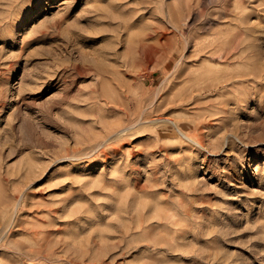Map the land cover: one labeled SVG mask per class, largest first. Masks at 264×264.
<instances>
[{"label":"rangeland","instance_id":"1","mask_svg":"<svg viewBox=\"0 0 264 264\" xmlns=\"http://www.w3.org/2000/svg\"><path fill=\"white\" fill-rule=\"evenodd\" d=\"M263 51L264 0H0V264H264Z\"/></svg>","mask_w":264,"mask_h":264},{"label":"bare ground","instance_id":"2","mask_svg":"<svg viewBox=\"0 0 264 264\" xmlns=\"http://www.w3.org/2000/svg\"><path fill=\"white\" fill-rule=\"evenodd\" d=\"M232 50V49H231ZM239 50V49H238ZM237 50V51H238ZM234 51V50H233ZM235 52V51H234ZM234 52H231V51H226V52H224V53H222V54H220L218 57L217 56H215L216 54H213V55H211V58L210 59H214V61L215 60H219V61H222L221 60V58H223L225 61H228L230 58H232V57H240V58H242V57H246V55H245V50H243V51H238V52H235V53H237V55L235 56V53ZM264 52V51H263ZM240 53V54H239ZM264 54V53H263ZM242 56V57H241ZM250 55L248 54V56H247V58L249 57ZM233 58V59H234ZM247 58H245V59H247ZM233 59H230V60H233ZM244 59V60H245ZM250 59V58H249ZM244 60L242 59V61L244 62ZM263 61H264V57H263ZM223 62V61H222ZM222 62H220V63H222ZM245 62H246V60H245ZM213 63H219V62H213ZM216 64L215 66H211V67H208V68H206L207 70H206V77H209V79L211 80L212 79V81L209 83L210 84V86L209 85H206V86H202V88H198V89H196V91L198 90L199 92H198V94H194V93H192V97H191V99H193V101H195V100H197V99H201L202 98V95L204 94V93H206V96H211V94H215V93H220V94H223V93H225L224 91L226 90V88L229 86V84H231L232 86H234L235 85V83L236 82H238L241 78L240 77H243L248 71H250L249 72V74L252 72V71H254L255 72V74L252 72V74H254V75H258V74H261L259 77H260V79L259 80H264V70L262 71V69H261V71L259 72V70L257 71V69H259V68H257L256 70H243V72H244V75H243V73H242V71L240 72L239 71V73H237V74H234L235 76H228L231 72H226V70L223 68V66H221V64ZM263 65H264V63H263ZM263 69H264V67H262ZM245 71H247V72H245ZM257 71V72H256ZM248 74V73H247ZM256 75V77H258ZM246 76V75H245ZM247 77V76H246ZM245 77H243L242 79H244ZM254 78V77H253ZM255 79V78H254ZM245 80V79H244ZM244 80H242V81H244ZM207 81H208V78H207ZM206 82V81H205ZM263 82V81H262ZM207 83V84H208ZM263 85H264V82L262 83ZM264 87V86H263ZM203 89H205V91L206 92H203L202 90ZM197 93V92H196ZM228 100H230V99H228ZM227 102H229V101H227ZM225 104H227V103H224V106H222V107H225ZM225 109V108H224ZM223 109V110H224ZM214 113H218V111H214ZM189 120H192L191 118H189ZM170 121L171 122H173L175 125H176V127H178V129L180 130V132H181V134L184 136V137H186V138H188V139H190V140H193L194 142H196L197 144H199V145H201V146H204L198 139H195V138H193L192 137V135H190L189 133H188V131H186L184 128H182V126H183V122H181V121H179V120H173V119H170ZM183 121V120H182ZM213 123H215V122H213ZM184 127V126H183ZM119 130H121V129H118V131ZM115 133H117V132H115V131H113V132H109L108 133V137H112V135L113 134H115ZM94 140V139H93ZM104 141H105V139H103V140H101V141H98V142H96L95 144H93L92 145V147H100L102 144H104ZM89 145V144H88ZM87 145V146H88ZM91 147V148H92ZM90 148V151L91 150H94V149H91ZM95 148V150H97ZM81 149V148H80ZM118 148H115V149H113V152H115L114 150H117ZM86 151V150H85ZM89 151V150H88ZM89 151V152H90ZM87 152V151H86ZM89 152H87V154H90ZM93 152V151H92ZM91 152V153H92ZM86 154V153H85ZM65 156V155H64ZM0 206H1V204H0ZM114 251V250H113ZM112 251V252H113ZM119 251V250H118ZM116 252V251H115ZM119 253V252H118ZM114 254V253H113ZM116 256V255H115Z\"/></svg>","mask_w":264,"mask_h":264}]
</instances>
